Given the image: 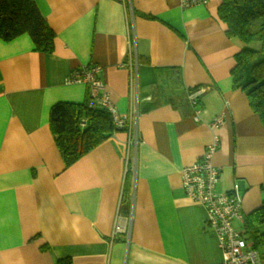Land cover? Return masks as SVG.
<instances>
[{
    "label": "crops",
    "instance_id": "1",
    "mask_svg": "<svg viewBox=\"0 0 264 264\" xmlns=\"http://www.w3.org/2000/svg\"><path fill=\"white\" fill-rule=\"evenodd\" d=\"M33 1L55 34L53 51H36L27 34L0 39V264H219L182 168L217 133L216 190L236 184L244 217L264 198V125L233 88L240 43L218 16L221 0L186 9L178 0ZM135 61L136 92L126 67ZM85 65L102 67L119 114L137 101L136 137L115 132L66 168L50 110L88 99L85 84L68 82ZM197 89L198 122L188 99Z\"/></svg>",
    "mask_w": 264,
    "mask_h": 264
},
{
    "label": "trees",
    "instance_id": "2",
    "mask_svg": "<svg viewBox=\"0 0 264 264\" xmlns=\"http://www.w3.org/2000/svg\"><path fill=\"white\" fill-rule=\"evenodd\" d=\"M217 13L227 36L240 43L231 71L233 88L245 93L264 125V0H221ZM23 34L36 51H53L55 34L33 0H0V39L11 41ZM89 99L81 104L59 102L50 110V129L66 168L115 132L127 130L115 127L105 109L89 106ZM243 230L248 243L264 258V198L244 217ZM66 261L57 264H70Z\"/></svg>",
    "mask_w": 264,
    "mask_h": 264
},
{
    "label": "built area",
    "instance_id": "3",
    "mask_svg": "<svg viewBox=\"0 0 264 264\" xmlns=\"http://www.w3.org/2000/svg\"><path fill=\"white\" fill-rule=\"evenodd\" d=\"M182 9L194 6H206L209 0H178ZM130 72V81L133 91H137V65L129 62L126 65ZM102 67L99 65H85L75 69L68 78L71 84H85L88 89L89 106L101 107L111 116L117 128L126 127L131 135L136 137L135 119L137 113V101L130 113L119 114L109 94L105 91L104 82L100 78ZM201 90L189 92L188 99L193 109L194 119L200 121L199 97ZM225 114L215 118L209 127L216 132L224 123ZM135 145V142H133ZM219 145L217 133L205 147L202 156L192 164L181 170V187L185 195L195 204H199L206 211V225L217 237L218 247L223 259L219 264H264V258L253 249L247 241L243 227L239 231L233 226L234 220L243 223L244 216L241 212V197L238 186L233 184L230 191L216 190L219 181V169L213 163V157ZM129 157L125 158V165ZM115 231L120 229L118 221L115 223Z\"/></svg>",
    "mask_w": 264,
    "mask_h": 264
}]
</instances>
